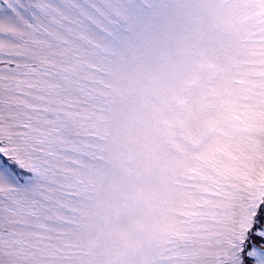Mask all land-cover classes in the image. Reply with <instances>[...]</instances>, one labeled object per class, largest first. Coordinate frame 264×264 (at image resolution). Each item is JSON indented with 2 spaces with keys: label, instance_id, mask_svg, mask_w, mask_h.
<instances>
[{
  "label": "snow or ice",
  "instance_id": "snow-or-ice-1",
  "mask_svg": "<svg viewBox=\"0 0 264 264\" xmlns=\"http://www.w3.org/2000/svg\"><path fill=\"white\" fill-rule=\"evenodd\" d=\"M0 264H264V0H0Z\"/></svg>",
  "mask_w": 264,
  "mask_h": 264
}]
</instances>
